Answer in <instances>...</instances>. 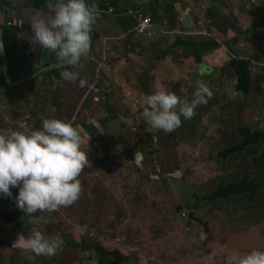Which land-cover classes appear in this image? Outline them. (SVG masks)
I'll use <instances>...</instances> for the list:
<instances>
[{
    "label": "rangeland",
    "instance_id": "1",
    "mask_svg": "<svg viewBox=\"0 0 264 264\" xmlns=\"http://www.w3.org/2000/svg\"><path fill=\"white\" fill-rule=\"evenodd\" d=\"M246 1L202 0L199 8L190 7L192 26L179 23L181 29L194 32L196 37L211 35L215 44L219 40L216 49H221L222 56L242 60L245 55L239 53H247L249 77L246 84H238L244 91L250 89L243 107L235 106L240 95L229 96L231 72L222 69L214 75V69L203 65L200 74L215 77L216 88L210 87L215 85L210 81L201 82L202 93L195 92L191 71L186 85L180 82L186 81L187 66L182 74L166 75L173 54L167 62H159L160 53L155 57L141 53L137 36L136 55L127 56L126 63L133 70L127 79L104 73L96 78V68L85 60L72 63L61 78L43 74L39 83L27 87L28 100L23 96L17 100L21 105L26 102L22 121L26 133L16 124H5L0 130V144L8 149L9 132L19 142L39 141L19 148L9 146L5 164L0 162V239L18 236L33 242L21 249L0 242V264H99L95 244L117 255V260L112 258L108 264H264V220L247 226L244 214L224 207L220 201L212 206L192 202L193 195L199 197L213 186L216 160L205 155V150H210L207 142H216L217 129L221 128L222 134L229 131L238 116L234 107L245 113L242 122L257 124L264 115V95L260 100L252 97L258 88L264 93V67L257 63L264 61V50L252 38L254 29L247 28L253 8L251 0L249 5ZM150 6L148 3L140 9L152 15L155 23L158 17L154 19ZM216 8L220 20L231 23L226 37L216 29L219 25L212 15ZM257 16L252 24L264 32V14L258 11ZM155 26L160 29L159 42L167 38L173 41L176 23L171 26L173 31L163 29L161 22ZM210 28L216 29L215 36ZM114 52L110 54L113 58ZM175 54L180 60L181 55ZM191 61L198 64V59ZM210 62L216 69L222 60L216 57ZM234 86L233 80V91ZM145 89L152 95L150 99ZM180 92L187 93L190 100H211V109L202 116L195 115L201 118L197 123L201 139L193 143L182 140L180 148L169 149L167 141L176 143L179 116L186 124L190 121L185 118L189 105L183 108L182 102L176 107L164 99ZM13 96L14 92L9 97L11 102ZM4 115L6 122L12 121L7 111ZM36 132L41 134L33 139ZM187 157L190 159L186 161ZM174 169L180 170L190 190L184 189L179 178L167 177ZM161 175L164 178L158 179ZM185 203H190V208ZM242 204L243 211L249 208ZM63 235L72 242L66 241L68 244L75 242L88 250L61 246Z\"/></svg>",
    "mask_w": 264,
    "mask_h": 264
},
{
    "label": "crops",
    "instance_id": "2",
    "mask_svg": "<svg viewBox=\"0 0 264 264\" xmlns=\"http://www.w3.org/2000/svg\"><path fill=\"white\" fill-rule=\"evenodd\" d=\"M92 1V3H88L87 1L81 2V0H0V84L4 85V83H6L10 88L7 89L0 85V130L5 129V124H16L19 131H26L25 123L22 122L26 114V102L24 105H21L20 101L17 100L23 96L27 101V87L35 86L39 83L43 74H47L53 69L65 67L72 63L77 65L80 61L83 62L87 60L89 66L96 68V71L93 73L96 78L103 73L109 75L108 77L121 74L125 79L129 78L133 70L131 66L126 63V61H129L127 56L134 57L136 55L133 52L136 50V44L139 42L136 43L134 40L137 35L123 29L121 24L124 22L125 18H122L121 15L123 11L121 12V10L132 4L141 5L142 7L151 3L150 7L153 6V8L151 9L149 7V11L158 17L159 22L163 25L162 28L167 31H173L170 29L171 27H169L168 23L171 22V25L176 23L177 25L172 42L170 38L159 42L158 35L160 29L156 26H153L154 29L150 30L145 36H137L142 44L146 43L145 47H142L141 43L139 44L140 47L143 48L141 53H148L153 57L160 53L159 62H167L169 57H172L173 54V62L172 64L169 63L168 69L165 71L166 75L171 76L176 75V73L182 74L186 71L187 66L186 81L182 80L180 82L186 85L185 82H187L188 73L191 71V81H193V86L191 87L195 88L196 86L195 92L202 93L200 88L201 82L208 83V81H210V83L215 84L210 87H214L215 89L216 78L209 74L202 76L200 74L201 70H199V68H201L200 66L205 65L214 69V75L220 73L223 69L231 72L230 76H232L230 82L231 90L229 92L230 98L232 95L237 94L240 95L238 96L240 101L244 100V96H246L247 92L244 93L240 91L239 89L241 87L238 88V84L240 83V73L245 71L247 77H249V71L247 70L249 62L246 60L248 56L247 53H239L245 55V58L242 60L232 55L227 56L228 54L222 56L219 54L220 48L210 49V47L215 44L213 43L214 39L211 35H206L208 37H196L194 32L191 33L186 29H181L179 25V23H181L185 27L192 26L193 22L191 20L192 13L190 7L198 6L199 8L202 4V0H159L157 4L152 3L151 0ZM249 4L250 0H247L245 5ZM250 7L253 8V10H251L253 14L251 17H248L250 26H247V28L258 30L256 31L257 33L263 34L264 32L260 31L252 24V21L259 16H257L258 11L264 14L263 0H251ZM110 8H113L114 12L112 14L107 11ZM218 15H220V13H218ZM180 17L184 18V23L178 22V18ZM121 20L123 21L120 22ZM230 24L231 23H229V25ZM229 25L224 24V26L228 28L227 33H229L230 30ZM8 32H12L13 35L15 34V42L11 40L4 41V34ZM210 32L212 33V31ZM214 33L215 30H213V35L215 36ZM220 35H223V33ZM226 36L227 35H223V37ZM216 42L218 44L221 43L217 39ZM56 44L58 45L56 46ZM54 47L59 50H65L63 56L58 58L56 63H54V56L59 51L54 49ZM221 47L223 49L225 48L222 45ZM111 48L112 50H110ZM128 48L131 50L126 52ZM77 50L79 53H77ZM256 50L259 52V47H257ZM112 51H115L114 58L110 56ZM163 52H166V54L163 55ZM96 53L100 54L98 55ZM175 53L181 55L180 60L179 55ZM194 54L197 56H193ZM204 54L208 57H204ZM103 56H106V58L102 59ZM216 57H220L222 62L216 64L215 69V67L211 66L210 59L216 60ZM191 58H193V60L198 59L199 64L192 62ZM91 62H95V64L90 65ZM257 63L262 64L264 67V61L260 60V62L257 61ZM56 64L63 65L47 70ZM227 65L228 68H226ZM175 67L177 68L175 69ZM152 78L154 77L152 76ZM233 80L235 83L234 91ZM31 81L33 82L32 85L29 84ZM179 85L185 90L183 85ZM255 89H257L256 86ZM249 90L248 88V91ZM17 91L18 94L16 95ZM12 92H14V96L11 102L9 97L10 95L12 96ZM256 92L257 93L253 94L252 97H256V100H260L264 95V93L262 94V88H258ZM131 97L136 98V96ZM160 98L159 96V99ZM198 104L199 101L197 99L191 100L192 107ZM6 111L12 121H5L6 115H4V112ZM134 113L135 112L132 111V114ZM106 115H108V113H106ZM188 115L186 116L188 117ZM244 119L245 113L241 120ZM2 121H5V123L3 124ZM102 122H105V119ZM101 124L102 123H100V125ZM220 129L221 128L216 130L218 136L216 148L220 147L222 144L220 140ZM33 134V139H36L39 138L41 133L37 134L36 132ZM7 135L8 138L6 139V143L8 144V149H5V144H0V162L3 160L4 164V158H6L11 151L9 146L19 148L29 143H37V141H39L38 139L29 142H19L13 138V132H9ZM212 144L215 143H211V147ZM3 150L5 151L4 155ZM229 157L232 164L230 166L226 165L228 169L226 176L220 179L233 178V176H237L235 173H240L243 170L242 168H237L235 165L242 158V153L231 154ZM218 165L222 167L220 162H216V166ZM221 169L222 168L216 167V177H221L219 174ZM218 180L219 179H216V183ZM225 182H227V180H225ZM238 196L239 195H234L235 198H238ZM234 209H238L242 214L244 212L241 205L232 202V210L234 211ZM245 224H247V226L254 225L251 223Z\"/></svg>",
    "mask_w": 264,
    "mask_h": 264
},
{
    "label": "flooded vegetation",
    "instance_id": "3",
    "mask_svg": "<svg viewBox=\"0 0 264 264\" xmlns=\"http://www.w3.org/2000/svg\"><path fill=\"white\" fill-rule=\"evenodd\" d=\"M257 34L259 36V40H257V43H258L259 47L262 48V44H264V34H259V33H257ZM181 96H183V101H181L180 103H178L177 101L179 100V98H182ZM165 98H168V96H165L164 99ZM189 100H190V98H189V96H188L187 93L180 92V93H178V97L176 99V102H172V104L174 106H176V107H178V106L181 107L182 102H183V108L186 105H189V107H188V109L186 111L187 112V115L188 114L189 115H188V117L186 116L185 118H186V120L189 118L190 121H189L188 124H186L184 122V119L183 118H180V116H179V118L177 119V121H178L177 122V125H178L177 130L178 131H177V133L175 135L176 143L174 141H172V142L167 141L168 142L167 144H168V148L169 149L170 148L171 149L180 148L181 141L182 140H185V141L186 140H190L191 143H193V141L197 142V140L201 139V134L198 133V124H197L198 122L201 121V118L197 119L195 117V115L202 116L203 114L207 113L211 109V107L209 109H205V110L198 107L197 110H196V112H194L193 110L199 104H202V103L209 104L211 102V100L208 101V100H205V99L197 98V100L199 101V104L197 106H195V107H192L191 102ZM181 114H183V113H181ZM263 116L264 115H262L261 118H259L257 124H250V123L244 122V123H238L237 124L238 127L236 129H233L231 127L229 129V132L227 133L228 134V137L225 139L226 144L225 143H222L221 144L222 145L221 147L216 148V142H214L213 140L210 141V142H207V140H205L203 138V141L207 142L209 144V146H210L211 143H215V144H212V147L210 146V150L211 151L210 150H205L206 151L205 152V155L207 153V156L208 157H211L214 162H215V160L220 162V164L222 165V167H220L219 165L216 166V164H215V167L222 168L220 170V172H219V174L221 175V177H216V168L215 169H212V171L215 172L216 179H219V180L216 183V179H214L213 180V186L211 188L207 189L204 193H201L199 195V197H197V195H193L192 202L198 203L199 205H202V204L206 203L207 206H212L214 203H216V201H220L223 204L224 207H232V202L234 204L237 203V204L241 205L242 204V199L245 198V204L249 208L246 209L243 212V214L245 215V218L243 219V221H245V223L256 224L257 221L264 220V216H262L264 214V206H263V203L261 202L262 199L264 200V184L262 185V187L260 189H258L256 191V194L257 195L251 201L248 200V198H249V195L248 194H241V195L238 196V198H235L234 196H230L229 197V203H226L224 199H216V198L209 199L208 198L209 194L211 192L216 191V188L218 186L224 187L228 183L232 182L230 180H228L227 182H225V179H220V178H224L226 176V173H227V170L228 169H227V166H226L225 163L229 160V158L226 157L224 160H222V157L218 156L217 154L219 152L223 151L226 148H231L232 146L240 143L241 142V139H238V137H240V138H242V137L240 136L239 131L241 129H243V128L250 129V131H251L252 134L254 132H256V131L259 132V133H261V132L264 133V129L261 128L262 126H264V122H262ZM241 119H243V117H241ZM148 130H150V127L148 128ZM151 134L152 133H151V130H150V135ZM221 138H220V140H221ZM260 143H261V148L259 149V152L257 154L251 155V158L253 156H255V155H258L261 152V150H263L264 143H262L261 141L257 142V144H256L255 147H257V145L260 144ZM251 158H250V161H251ZM187 159H190V157H187L186 158V161H187ZM249 163L247 164L246 168L239 173L240 174L239 180H241V179H247V180L248 179H251L259 171V169L255 170L253 168L252 161H251L250 166H249ZM172 172H173L172 174L168 173L167 177L178 178L177 176H179V180L182 182V185H183L184 189H189L190 190V187H189V185H187V182H185V177L181 174L180 170L179 169H174ZM161 177L163 179L164 178V175H161ZM194 191H196V190H194ZM185 205L190 208V203H185ZM191 207H193V205H191Z\"/></svg>",
    "mask_w": 264,
    "mask_h": 264
},
{
    "label": "trees",
    "instance_id": "4",
    "mask_svg": "<svg viewBox=\"0 0 264 264\" xmlns=\"http://www.w3.org/2000/svg\"><path fill=\"white\" fill-rule=\"evenodd\" d=\"M152 1V3H154V4H157L158 3V1L159 0H151ZM141 7V5H137V4H132L131 6H128V7H126V8H123L122 10H121V12H122V18H125L124 19V22L121 24L122 25V27H123V29H125L126 31H131L132 32V34H134V35H137L136 34V32H135V28H136V25H137V21H136V19L133 17V16H131V15H128L127 14V12H128V10H136L137 8H140ZM72 10V9H71ZM213 10V9H212ZM218 12L219 11H217V9H216V11H215V9L212 11V15H213V17L215 18V20H216V22H217V24L219 25V28L217 27V25H216V29L219 31V32H221V33H223V35L225 36V35H227V31H228V28H226L225 26H223L222 25V23H223V21H221L220 20V17L218 16ZM112 14V13H111ZM149 15V14H148ZM153 15H154V19H155V17H156V15L153 13ZM150 17H151V19H152V27L148 30V32L146 33V34H148L149 32H150V30H152V28H153V26H155V23H158L159 22V20L157 21V22H155L154 23V21H153V17H152V15H149ZM123 20H121L120 22H122ZM224 24V23H223ZM168 25H169V27H171L172 25H171V22L170 23H168ZM210 27V26H209ZM171 30H173L172 28H170ZM210 29H212V28H210ZM216 29H215V31H216ZM209 30V29H208ZM213 31V30H212ZM146 34H144V36L146 35ZM252 34V38L254 39V40H259V36H258V34L253 30V32L251 33ZM141 36H143V35H141ZM3 39H4V41H9V40H11L12 42H15V34L13 35V33L12 32H8V33H5L4 34V37H3ZM215 40V39H214ZM13 45H14V43H13ZM58 44H56V46H57ZM218 46H220V44H218L217 42H216V44H214L213 46H211L210 47V49H216ZM262 48L264 49V44H262ZM54 49H57L56 47H54ZM59 52L58 53H56V55L54 56V63H56L57 62V60H58V58H60V57H62L63 56V54H64V49H57ZM166 54V52H163V55H165ZM199 64V63H198ZM73 64H70V65H67V66H65V67H61V68H57V69H53V70H51L50 72H48L46 75H48V76H51V78H54V77H57V78H61V76L63 75V74H66V72H68L73 66H72ZM203 66V65H202ZM202 66H200V67H202ZM205 70V69H204ZM212 70V69H211ZM53 76V77H52ZM29 84L30 85H32L33 84V82L31 81V82H29ZM1 86H3V87H5V88H7V89H10L9 88V85H7L6 83H4V85H2V84H0ZM148 89V88H147ZM147 89H145V91H144V93L146 94V96H147V98L148 99H150V97L152 96L151 94H149L148 93V91L149 90H147ZM246 90H248V87L246 88ZM177 97H178V94H173V95H171V96H168V100H170L171 101V103L172 102H176V99H177ZM182 98H179V100L177 101L178 103H180L181 101H183V96H181ZM190 102H191V100H189ZM210 104V103H209ZM209 104H205V103H202V104H199L197 107H196V109L199 107V108H202V109H208V108H210L211 107V105H209ZM235 106H244V102L243 101H240L239 102V104H237V105H235ZM234 112H236L237 113V119H233V124H232V128L233 129H236L238 126H237V124L238 123H242V120H241V117H243L244 116V112H242V111H240V108L239 107H234ZM241 113V114H240ZM240 114V115H239ZM234 118H235V116H234ZM98 122V121H97ZM178 122V121H177ZM99 123V122H98ZM100 124V123H99ZM99 124H97L98 126V128H101V125H99ZM177 128H175V134H174V138H175V135H176V133H177ZM229 132V131H228ZM228 132H225L224 134H222V133H220V138H221V142L222 143H225L226 144V141H225V139L228 137ZM39 134V133H38ZM91 139H93V140H96V141H98V139L96 138V136H92L91 137ZM238 139H241L240 137H238ZM261 144V143H260ZM222 146V145H221ZM220 146V147H221ZM106 147V146H105ZM104 147V148H105ZM260 148H261V146H260ZM259 148V149H260ZM257 149V147H255V146H249V147H247L246 148V150L245 151H243L242 152V158L240 159V161L239 162H237L235 165H236V167L237 168H242L243 170L246 168V166H247V164L249 163V166H250V164H251V161H250V158H251V155H253V154H255L256 152H254V150H256ZM259 152V150L257 151V153ZM229 157V156H228ZM216 162H219V161H216ZM227 166H230L232 163H231V160H230V157H229V160L225 163ZM242 170V171H243ZM235 175H237V176H233V178H226L225 180H230V181H232V182H238V180H239V178L240 177H238V176H240V174L239 173H235ZM178 178H179V176H177ZM157 178H159V179H162L161 178V176H157ZM240 181V180H239ZM264 201V200H263ZM242 202L243 203H245V198H243L242 199ZM263 206H264V203H263ZM37 240V239H36ZM35 240V241H36ZM3 241H6V242H9L10 243V246L11 247H13V248H19V249H21V248H25V245L26 244H31L33 241H25L23 238H21V237H18V236H14V237H11V236H8L7 238H4V239H0V242H3ZM66 241H68L69 243H72L71 241H69V240H67L66 238H65V236L63 235V237H62V241H61V246H65V247H68L69 249H71V250H81V251H86V250H88V248H86V249H82V248H80L79 247V245L78 244H74L75 242H73V244H68ZM27 242V243H26ZM64 242H66L67 244H64ZM94 251H95V253L97 254V256H98V262H99V264H108V262L109 263H111V254L109 253V251H107L104 247H102V246H100L99 244H95V247H94V249H93Z\"/></svg>",
    "mask_w": 264,
    "mask_h": 264
},
{
    "label": "water",
    "instance_id": "5",
    "mask_svg": "<svg viewBox=\"0 0 264 264\" xmlns=\"http://www.w3.org/2000/svg\"><path fill=\"white\" fill-rule=\"evenodd\" d=\"M77 53L79 51L77 50ZM63 64H56L53 67L48 68H57L62 66ZM240 81L247 83V76L244 72L240 74ZM243 85H241L240 91L246 93V89L244 91ZM241 138V142L232 146L231 148H226L223 151L219 152L217 155L222 157L224 160L226 157L231 154H241L246 150L249 146H256L257 142L261 141L264 143V133L254 132L251 133L250 129H241L239 131ZM253 163V168L255 170L259 169V171L251 178V179H241L238 182H230L226 186L221 187L218 186L216 191L211 192L208 196L209 199H224L226 203H229V197L234 195L248 194V200L251 201L257 194L256 191L262 187L264 184V148L258 155H255L251 158ZM264 216V214L262 215ZM111 258H113L114 262L117 260V255L112 254Z\"/></svg>",
    "mask_w": 264,
    "mask_h": 264
},
{
    "label": "built area",
    "instance_id": "6",
    "mask_svg": "<svg viewBox=\"0 0 264 264\" xmlns=\"http://www.w3.org/2000/svg\"><path fill=\"white\" fill-rule=\"evenodd\" d=\"M86 1L88 3L93 2L92 0H81V2H86ZM112 12L113 10L109 11V13ZM127 14L133 16L137 21V25L135 28L136 34L144 35L152 27L151 17L148 14L143 13V11L140 8H137L136 10H128ZM179 21L184 23V18L180 17Z\"/></svg>",
    "mask_w": 264,
    "mask_h": 264
},
{
    "label": "clouds",
    "instance_id": "7",
    "mask_svg": "<svg viewBox=\"0 0 264 264\" xmlns=\"http://www.w3.org/2000/svg\"><path fill=\"white\" fill-rule=\"evenodd\" d=\"M110 14H111V13H110ZM178 22H180V21H179V18H178ZM212 30H213V29H210L209 31H212ZM212 33H213V31H212ZM198 34H203V33L199 32ZM137 36H141V35H138V34H137ZM99 123H100V122H99Z\"/></svg>",
    "mask_w": 264,
    "mask_h": 264
}]
</instances>
